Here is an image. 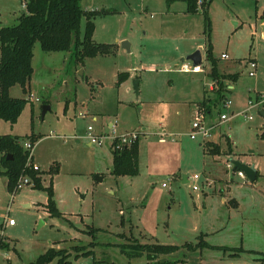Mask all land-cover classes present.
Wrapping results in <instances>:
<instances>
[{
    "label": "rangeland",
    "instance_id": "1",
    "mask_svg": "<svg viewBox=\"0 0 264 264\" xmlns=\"http://www.w3.org/2000/svg\"><path fill=\"white\" fill-rule=\"evenodd\" d=\"M80 3L99 11L93 18L95 41L115 46L79 59L74 47L48 51L36 41L27 91L20 83L10 87V95L28 100L15 122L0 117V134L17 135L22 144L38 137L33 162L45 170L44 185L53 178L63 215H50L47 191L35 187L27 173L19 178L29 182L18 186V178L11 191L0 162V240L7 244L0 247V264H29L50 247L68 251L71 264H147L146 254L135 255L131 243L182 246L202 238L243 250L232 255L182 247L160 258L182 260L179 264H264L248 251L264 252L263 117L258 106L244 111L255 91L264 92V0H212L210 25L201 5L188 12L183 0ZM24 11L25 0H0V26L17 23ZM85 25L83 16L81 36ZM209 41L219 69L239 73L226 80L230 107L216 100L218 84L206 58ZM196 49L203 54L202 70L183 68L193 62L182 57ZM251 58L258 63L256 75L249 74ZM121 71L129 73L118 81ZM204 96L214 112L208 123H217L220 112H239L212 128L207 139L220 145L216 153L199 144L206 141L202 136L189 135ZM44 103L51 107L43 116ZM133 131L140 140L139 173L116 175L112 141ZM91 135L100 141H91ZM235 160L255 165L256 178L240 176ZM195 172L201 175L199 189L193 180H182L183 173ZM9 219L15 224L6 225ZM79 245L84 248L77 251Z\"/></svg>",
    "mask_w": 264,
    "mask_h": 264
},
{
    "label": "trees",
    "instance_id": "2",
    "mask_svg": "<svg viewBox=\"0 0 264 264\" xmlns=\"http://www.w3.org/2000/svg\"><path fill=\"white\" fill-rule=\"evenodd\" d=\"M176 0H166L168 4ZM186 2L188 12H196L199 5L204 8L207 24L210 25V18L207 8L212 0H183ZM81 0H25L26 11L18 17V22L0 26V117L15 122L26 105L28 98L15 97L10 95V87L15 83H20L24 91L30 82L34 71V45L40 42L44 50H68L74 47V51L79 59L85 56H94L97 53H109L113 51L114 43L98 42L93 38L95 28L94 16L99 12L97 9H85L81 5ZM86 16V25L81 36V20ZM206 58L210 60L209 74L218 84L216 100H224L225 90L228 88L226 80H236L238 72L221 71L218 67L217 57L213 55L212 43L209 41L206 48ZM128 71L119 73L121 81ZM206 92V91H205ZM209 96H204L199 104L204 106L207 113H212V106L209 104ZM199 108H202L199 106ZM29 136V135H28ZM264 137V128L261 131ZM31 140H37L36 135H31ZM118 136L112 141L113 168L112 172L116 175L137 174L139 173L140 140L136 138L130 144L117 146ZM205 150L208 152H220V145L213 140L203 142ZM34 156V155H33ZM33 156L31 159L30 151L20 142L17 135L11 133L0 134V162L4 166L2 173L8 177L7 186L13 191L15 184L22 173L29 174L34 180V186L43 188L47 191V206L52 216H62L63 213L57 206L54 199L53 178L47 185H44L43 173L45 170L34 168ZM52 169V168H51ZM58 170L55 166L54 171ZM93 230H97L93 228ZM94 243H91V245ZM7 244L0 240V247ZM130 246L135 250V255L146 254L147 264H179L182 260H171L160 258L162 254H171L184 247L189 250L199 246L222 249L224 251H234L241 249L230 246L211 245L207 241L200 240L193 244L186 242L182 246L177 244L162 243H131ZM84 246H75L77 251ZM243 250V249H241ZM258 255V259L264 260V252L248 250ZM84 253V252H83ZM91 254V251L85 252ZM78 257V256H77ZM54 260L56 264H71L68 251L65 249L48 248L29 264H51Z\"/></svg>",
    "mask_w": 264,
    "mask_h": 264
},
{
    "label": "built area",
    "instance_id": "3",
    "mask_svg": "<svg viewBox=\"0 0 264 264\" xmlns=\"http://www.w3.org/2000/svg\"><path fill=\"white\" fill-rule=\"evenodd\" d=\"M228 56L229 55H228L227 52H222V57H228ZM248 62H249V66H250L249 67V74L250 75H256L257 66H258V63H257L256 59L255 58H251V59H249ZM201 66H202V63H200L198 65H194V64L189 65L188 63H184L183 68H185V69L192 68V70H194V71H199V70H202ZM213 83H212V85H210V88H213ZM231 104H232V100L230 98H225L223 100V105L224 106L230 107ZM257 106H258L259 109L264 108V92H260V93L256 94L255 96L250 97V99H249V107L247 109H245L244 111L249 110L250 108H253V107H257ZM237 113H239V112H237ZM237 113L236 112H232V114L229 115L225 111L224 112H220V118H219L217 123H208L207 118L209 116V113H207L204 110V108H198L197 114L194 117V120L192 121L191 130L189 131V135L192 138H197V136L200 135V136L203 137V139L207 140V138L211 134L212 128L216 124L221 123L222 121H225L227 119H230V117H232L233 114H237ZM82 114L84 115V113H82ZM248 116L250 118H252V114H248ZM89 128H91V126H89ZM117 136L119 138L118 142H117V146L121 147L124 144H130L131 142H133L138 137V133L136 131H133V132H130V133H125V134L117 135ZM98 138L99 137L97 135H91V141H96V140L100 141V138L99 139ZM23 146L30 151L29 159H31V157L34 155L33 149H34V146H35V142H33L32 140H28V141L24 142ZM33 166H34V168H37V169L39 168V166H37V164L35 165L34 162H33ZM23 174L24 173H22V175ZM238 174L240 176H242V177H245V171L243 169H239L238 170ZM200 177H201V175L198 172L193 173L192 176L188 175V181L192 182V180H193L192 187L194 189H199L200 188V185L198 184V180H199ZM207 181L210 182L208 179H207ZM28 182H29V177L21 176L19 178L18 186H21L23 183H28ZM162 184L164 186H166L168 183L166 181H163ZM5 224L6 225L7 224L14 225L15 221L13 219H9V220H7V223H5ZM81 264H83V263H81Z\"/></svg>",
    "mask_w": 264,
    "mask_h": 264
},
{
    "label": "water",
    "instance_id": "4",
    "mask_svg": "<svg viewBox=\"0 0 264 264\" xmlns=\"http://www.w3.org/2000/svg\"><path fill=\"white\" fill-rule=\"evenodd\" d=\"M128 41H123V45L126 46ZM191 60L193 62L194 65H198L200 63H202L203 60V54L201 49H196L194 51H192L191 53H189L188 55H186L185 57H182V60ZM139 78H135L134 79V88L136 90L137 93H139ZM50 104L49 103H44L43 104V111L42 114L43 116L45 115L46 111L50 108ZM261 114L264 115V108L259 110ZM235 166L239 167L240 169H243L247 176L250 179H255L256 175H257V168L255 167V165L253 164H247L238 160H235ZM100 179H102V176H100ZM183 181H188V173H183Z\"/></svg>",
    "mask_w": 264,
    "mask_h": 264
},
{
    "label": "crops",
    "instance_id": "5",
    "mask_svg": "<svg viewBox=\"0 0 264 264\" xmlns=\"http://www.w3.org/2000/svg\"><path fill=\"white\" fill-rule=\"evenodd\" d=\"M233 85L232 84H230V87H232ZM212 89V88H211ZM261 91H259V90H257V91H255V95L256 94H258V93H260ZM253 97V96H252ZM226 98H228V97H226ZM199 101V100H198ZM199 108V107H198ZM262 109V108H261ZM260 110V109H259ZM224 112V111H223ZM232 112H234V110L232 111ZM213 114V115H212ZM235 114H233V116H234ZM214 117V112H212V113H209V116H208V118L209 117ZM232 116V117H233ZM262 117H263V120H262V125H261V127H262V129H263V125H264V115L262 114ZM262 131V130H261ZM207 140H211V139H207ZM199 144H203L202 142H200ZM33 159H34V157H33ZM34 161V160H33ZM257 172H258V169H257ZM183 176V175H182ZM182 180H183V178H182Z\"/></svg>",
    "mask_w": 264,
    "mask_h": 264
}]
</instances>
